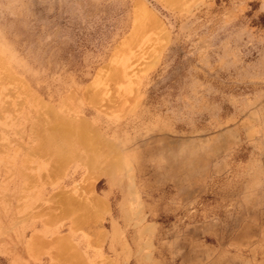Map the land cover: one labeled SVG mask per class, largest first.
I'll return each instance as SVG.
<instances>
[{
  "label": "rangeland",
  "instance_id": "374dc122",
  "mask_svg": "<svg viewBox=\"0 0 264 264\" xmlns=\"http://www.w3.org/2000/svg\"><path fill=\"white\" fill-rule=\"evenodd\" d=\"M30 96L116 168L47 176ZM75 188L96 226L58 217ZM64 236L84 264H264V0H0V264H58Z\"/></svg>",
  "mask_w": 264,
  "mask_h": 264
},
{
  "label": "bare ground",
  "instance_id": "6f19581e",
  "mask_svg": "<svg viewBox=\"0 0 264 264\" xmlns=\"http://www.w3.org/2000/svg\"><path fill=\"white\" fill-rule=\"evenodd\" d=\"M143 14L148 21H151V24L154 23L155 19L150 12L145 11ZM140 21L141 20H138L137 22L140 23ZM140 27L141 25L136 23L133 28L135 35L140 33L138 31ZM30 98L35 107L42 109V112L37 114L38 116H36L35 124L33 126L34 146L31 148L33 149L31 150V153L38 154L40 157L48 160V166L50 167L46 170L47 176L50 175L55 178L61 167L69 159L72 160V158L78 159V162L86 167L89 174L109 175L112 170L116 168L117 164L113 159L109 158V148L106 149L100 144L97 135L93 134L94 129L91 128L88 122L74 117L67 118L61 114L64 112L62 108L64 105L62 104L53 107L47 105L36 96H30ZM24 164L26 165L27 162L25 161ZM28 183H30V180ZM73 192L75 193L74 196L78 198L76 199L77 201L69 198V196L61 194L59 198H62V200L56 202L55 209L60 213L58 217H69L75 228L90 225L93 218L96 220L98 217L99 219L100 216L108 212V204H106L104 200L92 198L85 204L81 202L83 191L80 188H75ZM33 199L35 198H32V200ZM50 218L54 219L52 215ZM93 222H91V224ZM93 224L96 226V221ZM96 232L97 231H95V233ZM100 237L101 234L98 238ZM53 241H55V244L53 245L57 248L56 253L52 258L54 263L84 264L82 263L80 255L74 251V248H70L71 243L69 237H56ZM43 244L44 243L41 241L40 237L37 234H34L28 239L26 248L30 253L36 252L35 250H38L42 246H46V244Z\"/></svg>",
  "mask_w": 264,
  "mask_h": 264
}]
</instances>
